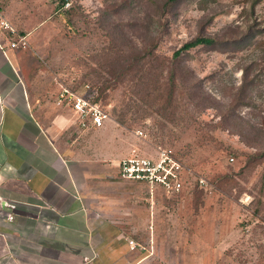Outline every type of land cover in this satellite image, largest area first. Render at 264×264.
<instances>
[{"label": "rangeland", "instance_id": "rangeland-1", "mask_svg": "<svg viewBox=\"0 0 264 264\" xmlns=\"http://www.w3.org/2000/svg\"><path fill=\"white\" fill-rule=\"evenodd\" d=\"M20 1L45 15L26 50L55 93L88 83L118 124L107 133L117 134L119 154L168 147L182 162L180 194L157 188L151 200L140 191L143 210L154 212L153 236L134 242L141 264H264V0H176L166 12L164 0L0 8ZM196 35L218 44L174 58Z\"/></svg>", "mask_w": 264, "mask_h": 264}, {"label": "crops", "instance_id": "crops-1", "mask_svg": "<svg viewBox=\"0 0 264 264\" xmlns=\"http://www.w3.org/2000/svg\"><path fill=\"white\" fill-rule=\"evenodd\" d=\"M1 11L15 32L0 26V264H141L129 240L153 236L139 196L154 194L120 178L118 124L78 128L28 41L10 45L27 40L43 10L20 1Z\"/></svg>", "mask_w": 264, "mask_h": 264}, {"label": "built area", "instance_id": "built-area-1", "mask_svg": "<svg viewBox=\"0 0 264 264\" xmlns=\"http://www.w3.org/2000/svg\"><path fill=\"white\" fill-rule=\"evenodd\" d=\"M66 0L63 7H67ZM0 26L2 29L15 32L12 24L5 18L0 8ZM13 46L26 47L25 36H18ZM88 83L83 84L82 89H74L62 84L55 98L57 105H67L74 112L78 128L81 130L100 128L110 119L109 112L102 106L97 96L92 95ZM141 135L140 130L135 132ZM119 176L122 179L143 183L148 187V193L153 196L157 188L170 195H178L183 189L184 167L176 157L173 149L158 147L153 156L132 154L119 160ZM204 183L203 178H199ZM129 243L134 247L133 240Z\"/></svg>", "mask_w": 264, "mask_h": 264}, {"label": "trees", "instance_id": "trees-1", "mask_svg": "<svg viewBox=\"0 0 264 264\" xmlns=\"http://www.w3.org/2000/svg\"><path fill=\"white\" fill-rule=\"evenodd\" d=\"M66 0H61V5L64 4ZM133 0H129V2H132ZM176 0H164L163 4H162V8H163V12H166V9L168 7L169 4H173ZM114 10V9H113ZM109 13V11H105L103 14L107 15ZM218 44V40L215 37H211L208 35H196L193 38L185 41L178 49H176L173 53V57L177 58L179 57L182 53H187L190 49H193L195 47L198 46H216ZM126 45H121L120 47H124ZM157 46V42L154 40L152 42V50L155 49ZM151 48H150V52H151ZM136 50L142 52V48L141 47H136ZM122 51V49H121ZM120 52V49H119ZM151 55V54H150ZM122 59L123 62L126 63V67H129L132 64V60L127 59V57L125 55L119 54V61ZM139 59H143V57L139 58ZM100 95H97V98Z\"/></svg>", "mask_w": 264, "mask_h": 264}]
</instances>
